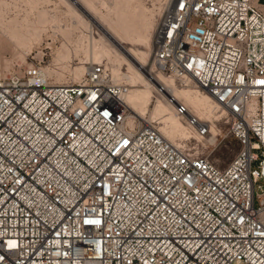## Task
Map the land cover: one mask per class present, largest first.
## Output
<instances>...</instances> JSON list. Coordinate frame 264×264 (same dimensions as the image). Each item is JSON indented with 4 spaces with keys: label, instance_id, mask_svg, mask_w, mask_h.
Masks as SVG:
<instances>
[{
    "label": "built area",
    "instance_id": "built-area-1",
    "mask_svg": "<svg viewBox=\"0 0 264 264\" xmlns=\"http://www.w3.org/2000/svg\"><path fill=\"white\" fill-rule=\"evenodd\" d=\"M148 70L219 102L229 164L130 124L102 62L57 84L0 57V264H264V0H170Z\"/></svg>",
    "mask_w": 264,
    "mask_h": 264
},
{
    "label": "rangeland",
    "instance_id": "rangeland-1",
    "mask_svg": "<svg viewBox=\"0 0 264 264\" xmlns=\"http://www.w3.org/2000/svg\"><path fill=\"white\" fill-rule=\"evenodd\" d=\"M85 1L104 14L107 21L116 20L119 15L126 13L127 3L137 2L142 5V15L132 17L129 20L136 26L138 25L137 27H147V31L152 39L151 48L149 49L151 51L150 58L147 59L144 63L145 66H143L145 69H148L153 64L154 32L169 0L167 2L166 0ZM1 3L7 12L1 24V43H3L1 45L3 46L0 47V57L3 61V64L1 61V65L5 69L14 68L16 70L35 60L43 68L46 66L55 68V71L47 73L52 82L66 83L72 80L77 82L83 75L78 78L76 71L83 64H87L86 66H88L92 60V50L95 47L102 50L103 38L99 34H95V32H100L99 28L95 25L90 28L83 21L79 12L72 10L64 0H3ZM30 26L37 27V34L35 33L36 36L34 35L35 38L34 36L30 38L24 35L25 29ZM80 42L84 44V47L78 50L77 45ZM62 44L67 46L66 54L68 56L62 60V64L60 63L56 66V50ZM136 48L140 49L141 47ZM99 58L103 64L112 68L117 54L115 51H110L109 56L100 55ZM119 69V72L125 71V65L121 64ZM117 75L120 77L118 79L119 83L130 87V84L127 83L121 73ZM176 86L183 88V86L177 83ZM152 89L153 101L149 106V112L144 117L157 122L158 126H161L160 119L153 118L150 115V110H153L157 97L163 99H168V97L163 91L157 90L154 86ZM211 119H214V117H211ZM205 121L209 124L211 123V121ZM213 128H215L214 132L210 133L209 138L207 137L206 139L197 138L194 134L191 136L188 134L183 137L175 135L174 138L177 142L178 139H188L187 137L189 136L187 143L191 146L196 145L194 148L197 153L207 155L217 166L224 167L229 164L238 152L240 148L239 142L229 132V123L224 120V117L215 120ZM211 135L214 136L210 138Z\"/></svg>",
    "mask_w": 264,
    "mask_h": 264
},
{
    "label": "bare ground",
    "instance_id": "bare-ground-1",
    "mask_svg": "<svg viewBox=\"0 0 264 264\" xmlns=\"http://www.w3.org/2000/svg\"><path fill=\"white\" fill-rule=\"evenodd\" d=\"M1 2H3V0H0L2 24V20L6 17L7 12ZM64 2L72 10L79 12L83 21L90 28L95 25L100 30V32H95V34H99L103 38L102 50L96 47L92 50V60L91 62L89 61V64L100 63V55L109 56L110 51L116 52L117 58L114 59L115 64L112 68H109L107 65L105 66L111 76V79L115 83L121 84L118 81L120 77L117 75L121 73L122 76L125 77L127 83L130 84L129 90L123 96L124 101L130 110V124H133L134 121L145 118L144 115L149 112V106L153 101L152 87L154 86L157 90L163 91L168 99L157 97L154 103L155 105H153L154 107L152 106L153 110H150V115L153 116V118L156 117L157 119H160L162 125L159 126V128L169 140L174 143L186 142L189 139V136L187 137L188 139L181 138L178 139L177 142L175 141L174 136L179 135L183 137L188 134L190 136L194 134L200 139L209 138L210 133L214 132L215 128H213V126L215 125V120H219L220 117L224 116V111L222 110L219 102L207 91L189 82L188 79H184V84L186 85H181L172 77H167L158 71L152 73V71L143 67L145 66L144 63L147 59L150 58L151 51L149 49L151 48L152 39L147 31V27H137L138 25L136 26L129 20L132 17L140 16L142 11V5L140 3H127L126 13L119 15L116 20L107 21L104 14L97 11L85 0H64ZM36 32L37 27L30 26L25 29L24 35L31 38L34 35L36 36ZM21 42L23 43L24 41ZM1 44L3 43H1L0 40V47L3 46ZM83 47L84 44L82 42L77 45L78 50L83 49ZM136 47L141 48L137 49ZM66 51L67 46L65 44H62L56 50V66L59 65L62 60L67 58L68 54H66ZM121 64L125 65V71L119 72V66ZM86 65L87 64L81 65V67L76 71V76H78V78L79 76L84 75L88 69V66ZM43 71L46 75H48L47 73L55 71V68L46 66L43 68ZM175 82L183 86V88L177 87ZM57 84L63 83L59 82ZM178 97H182L183 99ZM180 100L187 105L188 109L199 119L211 121L209 124L210 129L208 134L201 136L195 127L188 126L184 122V118L176 114L175 104ZM211 117H214V119H211ZM213 136L214 135H211L210 138ZM192 146L196 147V145Z\"/></svg>",
    "mask_w": 264,
    "mask_h": 264
}]
</instances>
